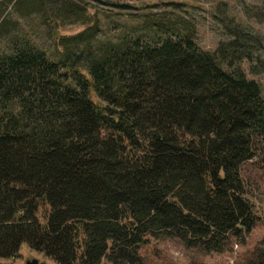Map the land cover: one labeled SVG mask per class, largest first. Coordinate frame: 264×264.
I'll use <instances>...</instances> for the list:
<instances>
[{
  "label": "trees",
  "instance_id": "trees-1",
  "mask_svg": "<svg viewBox=\"0 0 264 264\" xmlns=\"http://www.w3.org/2000/svg\"><path fill=\"white\" fill-rule=\"evenodd\" d=\"M12 6L90 19L72 0ZM140 16L111 37L98 23L60 36L53 57L28 40L0 51V257L25 243L58 264H145L149 239L223 253L254 228L242 166L264 162V97L241 66L253 51L236 24L211 52L172 10ZM236 264H264V238Z\"/></svg>",
  "mask_w": 264,
  "mask_h": 264
},
{
  "label": "rangeland",
  "instance_id": "rangeland-1",
  "mask_svg": "<svg viewBox=\"0 0 264 264\" xmlns=\"http://www.w3.org/2000/svg\"><path fill=\"white\" fill-rule=\"evenodd\" d=\"M87 8L88 24L62 22L50 13H32L21 16L13 8V2L0 0V51H5L12 40H28L48 55H56L60 49V36H69L85 26L98 23L103 35L111 37L121 26L129 24L149 11L168 9L189 20L195 28V41L199 48L213 52L220 41L230 39L226 25L236 24L249 48L252 60L242 61L246 76L256 80L264 97V0H72ZM108 2V3H105ZM118 4V5H112ZM127 5V6H122ZM175 6L172 8V6ZM140 16V18H141ZM53 57V56H52ZM57 58V57H55ZM94 100L98 98L92 94ZM264 158V156H263ZM264 162L250 161L242 166L246 178V197L252 205L256 224L246 236L245 243L232 239L229 250L223 253L195 254L178 240L149 239L141 248L145 264H236L264 238V171L258 168ZM35 257L49 264H58L42 252L30 249L23 243L19 255L14 258L0 257V263L23 264ZM100 264H110L102 259Z\"/></svg>",
  "mask_w": 264,
  "mask_h": 264
},
{
  "label": "water",
  "instance_id": "water-1",
  "mask_svg": "<svg viewBox=\"0 0 264 264\" xmlns=\"http://www.w3.org/2000/svg\"><path fill=\"white\" fill-rule=\"evenodd\" d=\"M23 264H49V263L42 261V260H39L38 258L31 257V258L25 259Z\"/></svg>",
  "mask_w": 264,
  "mask_h": 264
}]
</instances>
